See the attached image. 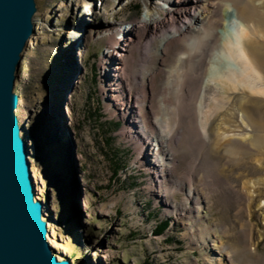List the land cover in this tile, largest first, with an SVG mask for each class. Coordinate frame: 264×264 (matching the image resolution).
<instances>
[{
	"label": "rangeland",
	"instance_id": "374dc122",
	"mask_svg": "<svg viewBox=\"0 0 264 264\" xmlns=\"http://www.w3.org/2000/svg\"><path fill=\"white\" fill-rule=\"evenodd\" d=\"M165 3L167 0H36L35 34L23 52L16 82L23 103L17 113L23 123L30 118L27 129L31 134L27 138L30 152L35 156L32 161L37 197L45 206V218L52 229L50 235L58 243L55 251L59 259H69L73 264L207 262L201 243L196 239L193 243L186 235L181 221L183 212L168 209L152 189L155 187L152 175L139 165L134 141L123 135L126 123L107 110L102 87L101 63L109 42L102 35L109 29L133 26L137 21L145 24L141 37L134 38L131 48L123 52L126 57L122 58L130 77L138 76L140 84L145 78L144 86L139 88H145L150 97L153 92L158 97L169 74L179 76L175 62H164L162 39L172 35L185 21L186 14L179 15L177 11L172 20L167 13L170 5ZM167 19L171 21L164 23ZM206 24V21H196L198 28ZM174 46L171 52L180 43ZM237 65L231 64L236 68ZM152 75L154 89L147 82ZM125 78L118 76L124 89L129 90ZM73 83L75 88L65 101V90ZM60 85L65 86L61 88L64 91L61 96ZM54 107L58 108L54 119L59 124L67 121L73 132L80 170L79 187L70 170L62 166L60 144L52 145L51 149L50 143H46L45 130L37 134L49 121L48 112ZM176 146L174 151H181L176 154L179 162L176 174L169 180L172 187V180L178 178L187 181L186 184L190 177L193 188H204L202 180L208 181L204 190L209 199L205 206L210 207L207 224L218 231L228 250H234L233 246L245 248L247 241L254 255L239 253L236 260L241 264H264V189L254 197L253 207L252 203L247 204L249 214L239 197L243 176L247 178L243 182L254 183L255 189L264 188V184L258 185V181L264 180L263 175H254L260 171L253 170V160L247 158L244 169L237 165L229 168L223 156L219 161L220 171H214L211 164L200 166L205 152H199L200 147L193 140H187V135L183 147ZM222 146L218 143L214 149L222 153ZM54 163L56 167L52 166ZM116 164L120 166L118 173H115ZM187 189L181 188L173 195L165 193L166 199L177 206L187 205ZM162 220L170 225L163 234L157 235L155 229ZM245 229L250 234L248 239L241 235Z\"/></svg>",
	"mask_w": 264,
	"mask_h": 264
},
{
	"label": "bare ground",
	"instance_id": "6f19581e",
	"mask_svg": "<svg viewBox=\"0 0 264 264\" xmlns=\"http://www.w3.org/2000/svg\"><path fill=\"white\" fill-rule=\"evenodd\" d=\"M167 4L172 20L177 11L179 15L186 14L185 21L172 35L162 39L165 53V61H162L175 62L179 76L175 78L170 73L162 94L156 92L157 97L153 92L150 97L145 88H139L146 79L140 86L139 77H130L126 61L122 59L134 38L140 39L145 24L137 21L133 26L124 25L121 30L109 29L101 34L109 41L101 63L105 105L112 115L126 123L123 135L134 141L139 152L138 163L151 173L155 183L152 189L158 198L173 212H183L181 221L186 235L193 243L195 239L201 243L206 264H241L236 260L239 253L254 255L247 241L243 243L245 248L233 246L234 250H228L218 231L207 224L210 207L205 206L209 199L204 190L208 181L202 180L204 188H193L190 177L186 184L187 181L173 179V187L169 180L176 174L179 163L176 154L181 151H174L173 146L181 149L186 135L187 140H193L200 147L199 152L204 150L200 164L203 168L211 164L212 170L220 171L219 161L224 156L229 168L237 165L244 169L248 158L253 160V170L260 171L254 175L264 177L261 171L264 170V0H167ZM168 21L171 19L164 23ZM196 21L207 24L198 28ZM174 43L180 46L171 52ZM232 63L238 64L237 68L231 66ZM118 76L126 77L129 90L124 89ZM154 78L153 75L147 78L151 89L155 87ZM204 106L207 109H203ZM174 117L177 120L174 121ZM218 143L223 144L222 153L214 149ZM61 155L63 159V152ZM245 179L244 176L240 179L239 197L244 200L249 214L247 204L252 203L253 207L255 198L264 188L255 189L254 183L249 185L243 182ZM34 183L37 192L36 181ZM260 184L263 185L264 180L258 181ZM185 187H188L190 203L177 206L168 202V193L173 195ZM241 235L246 239L250 237L246 229ZM49 242L57 255L58 243L53 241L50 231ZM93 255L96 256L97 251Z\"/></svg>",
	"mask_w": 264,
	"mask_h": 264
},
{
	"label": "water",
	"instance_id": "95a60500",
	"mask_svg": "<svg viewBox=\"0 0 264 264\" xmlns=\"http://www.w3.org/2000/svg\"><path fill=\"white\" fill-rule=\"evenodd\" d=\"M36 12V0H0V264H73L69 259L60 260L50 245L52 229L45 218L44 204L36 197L32 161L35 156L27 138L31 134L27 129L30 118L23 123L17 113L22 99L16 82L23 52L35 34ZM64 87L60 85V96ZM67 88L65 101L74 90V83ZM57 111L54 107L48 112L49 121L37 134L45 130L51 149L60 144L61 165L70 170L80 186L73 132L67 121L58 125L54 119ZM54 158L60 166L55 155Z\"/></svg>",
	"mask_w": 264,
	"mask_h": 264
},
{
	"label": "trees",
	"instance_id": "16d2710c",
	"mask_svg": "<svg viewBox=\"0 0 264 264\" xmlns=\"http://www.w3.org/2000/svg\"><path fill=\"white\" fill-rule=\"evenodd\" d=\"M118 124L119 123H116L115 125L116 126H118ZM117 165H118V167H117ZM116 172L115 173H118L117 172V170H119V168H120V166H119V164H116ZM169 222L168 221H164V220H162V221H160V222H158L157 223V227H156V229H155V233L157 234V235H161V234H163L168 228H169Z\"/></svg>",
	"mask_w": 264,
	"mask_h": 264
}]
</instances>
